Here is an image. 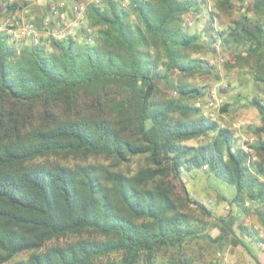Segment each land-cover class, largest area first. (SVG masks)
Wrapping results in <instances>:
<instances>
[{"label":"trees","instance_id":"1","mask_svg":"<svg viewBox=\"0 0 264 264\" xmlns=\"http://www.w3.org/2000/svg\"><path fill=\"white\" fill-rule=\"evenodd\" d=\"M202 1H92L78 38L21 43L0 31V264H164L160 252L169 248L177 250L173 264H192L182 258L185 242L210 239L211 227L222 231L212 238L219 242L234 221L231 211L213 217L189 196L181 179L192 170L264 224L261 98H249L260 124L248 150L188 102L206 92L182 78L207 71L190 53L210 41L184 23ZM47 4L34 19L38 28ZM230 4L217 0L219 8ZM247 12L219 34L223 44L257 54L264 0H252ZM255 79L264 84V73ZM134 156L145 162L131 170ZM232 242L246 246L240 237Z\"/></svg>","mask_w":264,"mask_h":264},{"label":"rangeland","instance_id":"2","mask_svg":"<svg viewBox=\"0 0 264 264\" xmlns=\"http://www.w3.org/2000/svg\"><path fill=\"white\" fill-rule=\"evenodd\" d=\"M88 1V0H84ZM90 1V0H89ZM88 1V2H89ZM92 1V0H91ZM90 1V2H91ZM100 1V0H98ZM252 0H245L240 4L237 0H230V7L219 8L217 0H203L201 10L188 12L184 15V23L190 30L203 32V37L208 42L204 48L193 51L191 56L203 61L206 72H195L192 75L183 76V80L191 85L199 87L202 91L210 86H215L218 94L223 98V104L214 118L221 126L228 127L234 131L238 137V143L249 141L252 143L255 139L253 129L260 124L258 109L249 103V98L256 95L261 98L264 95V84L262 81L255 79L256 75L264 73V47L259 49L257 54H247V51L240 45L223 44L221 38L223 35L219 31L225 30L238 20L242 14L247 12L251 6ZM29 0H0V25L2 21L15 10H18V17L24 21L33 24L37 14L40 13L43 5L47 0H36V7L28 8ZM89 2V3H90ZM15 3L10 10L8 5ZM88 3V4H89ZM20 9H23L19 13ZM31 9V10H30ZM246 15L255 18L252 11ZM263 21V20H262ZM264 24V21H263ZM40 28V27H39ZM41 29V28H40ZM76 37L79 31H76ZM42 37H45L43 35ZM219 40V47L214 48V42ZM164 94L175 96V92L168 91L166 86L157 82ZM201 97H195L188 102L195 104ZM225 108V110H223ZM264 139V133L261 135ZM203 139H190L186 143L198 144ZM101 160V158H99ZM145 162L144 156H134L130 163L131 170ZM182 182L185 183L189 196L193 199L205 203L208 209L213 212V217H223L228 219L231 211L234 221L231 223L232 234H225L219 242H214L213 237L221 233L219 227L207 229L210 239L198 238L186 241L182 246V258L189 259L192 264H246L241 260L239 254L240 244H234V237L246 239L252 242L248 237L240 233L239 224H243L251 231L264 233V224L256 212H240V209L231 204L230 192L227 189H221L219 184H215L203 171L192 170L190 173L183 175ZM222 184V183H220ZM221 196L223 199H220ZM229 206L228 208L226 206ZM191 209L195 212L194 205L190 204ZM206 227H210L212 218H203ZM175 248H169L160 252L164 264H173L177 261ZM24 257L23 254L17 255L15 259ZM112 258L115 256H111Z\"/></svg>","mask_w":264,"mask_h":264},{"label":"built area","instance_id":"3","mask_svg":"<svg viewBox=\"0 0 264 264\" xmlns=\"http://www.w3.org/2000/svg\"><path fill=\"white\" fill-rule=\"evenodd\" d=\"M88 1L74 0L70 3L67 0L49 1L47 4V13L42 19L43 26L41 29L29 21L19 19L18 10H15L2 21L0 31L10 33L21 43H27L29 41L39 42L43 35H51L58 40L66 38L67 36H75L76 31L84 23L85 11L91 0ZM92 1L98 2V0ZM126 1L121 0L122 4H125ZM22 10L20 9L19 13ZM218 47L219 40L214 42V48L217 50ZM262 101H264V95ZM222 104L223 98L217 93L215 86H210L206 89L205 96L198 100L195 106L203 116L214 119ZM251 141L252 138L249 141L241 142L240 145L244 150H248L247 142ZM226 207L228 208L229 206L227 205ZM258 237L260 239L258 245L264 249V233H258Z\"/></svg>","mask_w":264,"mask_h":264},{"label":"crops","instance_id":"4","mask_svg":"<svg viewBox=\"0 0 264 264\" xmlns=\"http://www.w3.org/2000/svg\"><path fill=\"white\" fill-rule=\"evenodd\" d=\"M49 1L50 0H48L47 2ZM35 3H36V0H29L27 7L30 8L34 6L35 9H37ZM245 244L246 246L241 245L239 247V254H240L241 260L244 261L246 264H264V249H262L258 245V242H248L245 239ZM248 251L252 252L256 256L258 261L255 258H253V256L249 254Z\"/></svg>","mask_w":264,"mask_h":264}]
</instances>
